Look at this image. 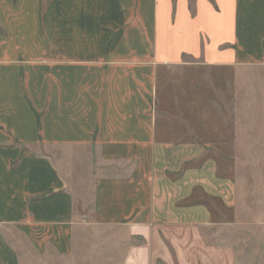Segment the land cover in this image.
Returning <instances> with one entry per match:
<instances>
[{"label":"crops","instance_id":"crops-1","mask_svg":"<svg viewBox=\"0 0 264 264\" xmlns=\"http://www.w3.org/2000/svg\"><path fill=\"white\" fill-rule=\"evenodd\" d=\"M238 148L264 165V0H0V264L94 236L115 264H250Z\"/></svg>","mask_w":264,"mask_h":264},{"label":"rangeland","instance_id":"rangeland-1","mask_svg":"<svg viewBox=\"0 0 264 264\" xmlns=\"http://www.w3.org/2000/svg\"><path fill=\"white\" fill-rule=\"evenodd\" d=\"M201 78V77H200ZM205 80L207 78L210 79V75L206 74L204 76ZM222 81H220L221 87L224 83V78L228 79L227 76H222ZM167 77L164 75L160 80V90L162 92V99L167 101L169 98L168 96L171 93L170 85L167 84ZM226 84V82L224 83ZM208 92H206L207 95ZM203 94V93H202ZM222 97V96H221ZM208 100L213 98L212 92L208 93ZM224 98V97H223ZM225 98H228V95H225ZM241 150L237 149V155L227 156V154H220L222 160L221 165L223 166V171L226 175H233V173H228L229 167H237L236 174L237 179L243 183H248L253 181L254 187H242V194L247 193L246 195L251 196L252 200L249 203V209L247 208V212L252 215V220L247 221L246 223L251 222V227H246L245 230L241 232V236L243 237V241L245 243L251 244L249 253L253 258L249 259V262L252 263H261L262 260L259 258L260 254H264V227L261 230L260 222H262L261 216L264 215V201L261 204L260 196H264V189L259 188L257 181H259L263 175L264 177V165L262 166V159L261 156H249L240 154ZM242 152V151H241ZM218 153V152H217ZM217 155V154H216ZM264 162V161H263ZM256 181V182H255ZM244 202V201H243ZM247 207L246 203H243L241 208L244 210ZM264 219V218H263ZM264 222V221H263ZM259 225V226H258ZM99 235V234H98ZM101 239H96V236L93 237V242L86 248L87 251L83 255H78L77 258H73L72 260L64 261L62 264H115L114 260L117 258V249L118 247L115 244H110L108 248H102L104 246V242L100 241ZM114 245V246H113ZM112 247V248H111ZM114 247V249H113ZM249 247V246H248ZM247 251L249 248H247ZM245 250V249H244ZM263 252H259V251ZM113 260V262L111 261Z\"/></svg>","mask_w":264,"mask_h":264}]
</instances>
